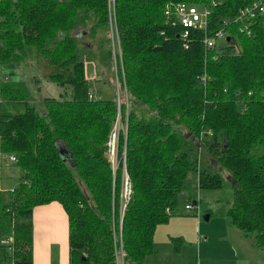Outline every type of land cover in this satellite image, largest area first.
I'll list each match as a JSON object with an SVG mask.
<instances>
[{
	"label": "trees",
	"instance_id": "1",
	"mask_svg": "<svg viewBox=\"0 0 264 264\" xmlns=\"http://www.w3.org/2000/svg\"><path fill=\"white\" fill-rule=\"evenodd\" d=\"M251 1L0 0V66L19 71L34 62L60 89L59 97L42 96L39 113L37 89L0 74V152L21 169L16 185L0 189V246L8 249L0 264H31V209L49 201L67 217L68 264H140L155 226L178 211L189 172L197 188L227 177L232 196L222 215L264 244V10L236 18ZM177 3L209 10L207 23L182 37ZM83 35L92 43L84 49ZM83 52L108 64L114 58L116 67L120 58L123 71L117 154L124 150L130 196L119 241L112 233L122 163L112 173L106 153L116 107L88 96ZM197 202L188 196L184 209Z\"/></svg>",
	"mask_w": 264,
	"mask_h": 264
},
{
	"label": "crops",
	"instance_id": "2",
	"mask_svg": "<svg viewBox=\"0 0 264 264\" xmlns=\"http://www.w3.org/2000/svg\"><path fill=\"white\" fill-rule=\"evenodd\" d=\"M189 211H175L167 221L155 226L151 250L144 256L152 261L146 264L167 263L173 258L175 264H264V250L258 249L259 245L232 226L224 215L211 219V213L202 222L198 214L194 216ZM172 238L178 239L177 250L173 248ZM186 244L193 248L191 262L185 257L181 259L180 253ZM67 253V217L62 206L57 201L34 205L31 209V264H68Z\"/></svg>",
	"mask_w": 264,
	"mask_h": 264
},
{
	"label": "rangeland",
	"instance_id": "3",
	"mask_svg": "<svg viewBox=\"0 0 264 264\" xmlns=\"http://www.w3.org/2000/svg\"><path fill=\"white\" fill-rule=\"evenodd\" d=\"M198 6V5H197ZM200 9V7H199ZM108 22L111 25V31H109L111 34V41H112V48L116 51V55H120V48H119V42H118V35L116 25H115V19L113 13H108ZM264 24V21H263ZM113 26V28H112ZM115 26V29H114ZM113 29V31H112ZM243 27L239 28V32H241ZM79 32V31H76ZM91 44V38L87 35H83L80 39L79 45H81V48L87 45ZM89 53L96 52V47L92 46L88 49ZM82 57V70H83V76L85 79H87V85L88 89L94 94L95 97L98 98H112V100L115 103L116 112H115V118L111 124V127L108 131L106 142L110 143L112 138V129L113 125L116 124V134H115V151L117 154V136L118 131L122 130L125 132V123H122L121 114L119 113V106L121 102L126 103V90L124 86V80H123V71L121 68V61L120 58L118 61L117 67L115 66L114 58L110 59L109 64L105 63L101 59L96 60V58H90L85 52L81 55ZM101 58V57H100ZM27 67H21L19 71L21 70V74L17 70L18 68L12 66V65H1L0 66V74L1 73H7L10 78L13 79H20L23 80L28 88L30 90L31 88L34 89V87L37 89L36 91H32L33 98H31L32 103L34 104L35 109L40 113V111L44 110V105L42 103V96L43 95H51L54 97H59V87L54 84L53 82L47 80L42 75V68L40 69L37 64L34 62L31 64H23ZM27 68V69H26ZM11 71V73H10ZM29 71V75H26V73ZM31 75H35L32 78ZM57 90H56V88ZM56 90V92H54ZM31 94V95H32ZM67 96V95H66ZM123 151H121L120 155L117 154L116 161L113 162L114 165H118L119 160L121 159L122 167L121 171L125 169L124 163L122 161ZM107 153V152H106ZM121 157V158H120ZM107 158L109 160V154H107ZM116 163V164H115ZM110 167L111 162L109 161ZM72 172L75 173V170L73 167ZM116 168V167H115ZM112 173H114L115 169H111ZM21 174V169L18 168L16 165H14L10 160H8V157L6 154L0 152V189L2 190H8L14 185L17 184L19 180V176ZM121 180V181H120ZM120 180H119V188H118V204H117V229L113 230V238L120 240V228H121V217L123 214L124 206L130 196L129 194H124V186L123 181L121 179L120 174ZM114 179H112L113 183ZM187 186L188 188H185L184 190H180L177 194V206L175 210H180L181 212L186 211L187 209L183 208V203L187 199L188 196H190V199L196 198L199 199V202H197V209L196 212V206L193 204V209H190L189 212H191L194 216L198 214V219L202 222H205V220L202 217V214L206 212V210H210L212 215L211 219L214 216H221L222 212L228 204L230 203L231 196H232V188H231V182L230 180L224 176L222 180V184L219 187H212V188H197L195 186V180L192 172H189L186 178ZM128 195V197H127ZM113 227V224H112ZM193 245V244H191ZM257 246V245H256ZM258 249L264 250V245L257 246ZM3 250H8L7 247H1L0 246V254ZM181 255H183L181 259H185L189 262L193 261V248L186 244L182 247ZM170 259V258H169ZM152 259L148 257H144L140 264H146L145 262H151ZM157 261V259H156ZM160 264H163L164 261H157ZM167 263L164 264H175V258L170 259V261H166Z\"/></svg>",
	"mask_w": 264,
	"mask_h": 264
},
{
	"label": "built area",
	"instance_id": "4",
	"mask_svg": "<svg viewBox=\"0 0 264 264\" xmlns=\"http://www.w3.org/2000/svg\"><path fill=\"white\" fill-rule=\"evenodd\" d=\"M177 8V19L180 22V24L183 26L182 30V37L186 36L190 29L195 27L204 26L207 23V15L209 13V10L207 9H198L194 5H184L182 3L176 4ZM264 10V0H252L249 5L243 6L238 10V13L236 14L237 19H243V16L245 17H252L254 14H256L259 11ZM216 37H220L222 35L221 30H217L214 32ZM203 41L207 45H212V40L210 38H203ZM114 63V61H113ZM88 96H92V92H88ZM115 134H116V124L113 125L112 129V138L110 143L108 141L106 142L107 148V154H109V161L111 162V169H115L116 165L113 164L114 161L117 159V154L115 151ZM8 158L10 160H14L13 155H8ZM122 161L124 163V157H122ZM116 164V163H115ZM121 179L123 181L124 186V194H129L130 192V183L128 180V176L126 174L125 169L121 171ZM128 197V195H127ZM186 208H192L191 204H185ZM196 212L198 211L197 206ZM7 240H3V243H6ZM118 258V257H117ZM118 260V259H117Z\"/></svg>",
	"mask_w": 264,
	"mask_h": 264
},
{
	"label": "water",
	"instance_id": "5",
	"mask_svg": "<svg viewBox=\"0 0 264 264\" xmlns=\"http://www.w3.org/2000/svg\"><path fill=\"white\" fill-rule=\"evenodd\" d=\"M192 203H194V200H192ZM202 217H203L204 219H207V217H208V213H204V214L202 215Z\"/></svg>",
	"mask_w": 264,
	"mask_h": 264
}]
</instances>
